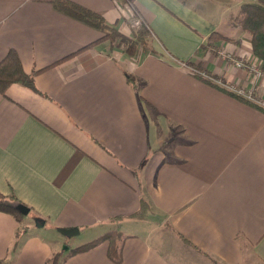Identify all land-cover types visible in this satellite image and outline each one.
Returning a JSON list of instances; mask_svg holds the SVG:
<instances>
[{"label": "crops", "instance_id": "obj_1", "mask_svg": "<svg viewBox=\"0 0 264 264\" xmlns=\"http://www.w3.org/2000/svg\"><path fill=\"white\" fill-rule=\"evenodd\" d=\"M51 1L0 0V60L13 49L39 71L37 91L0 94V193L30 210L0 212V264H264V108L218 88L252 86L223 54L260 63L232 21L255 0H67L127 38L140 19L151 51L131 55L87 47L102 34ZM58 228L79 244L60 250ZM108 231L124 237L118 263L106 241L72 251Z\"/></svg>", "mask_w": 264, "mask_h": 264}, {"label": "trees", "instance_id": "obj_2", "mask_svg": "<svg viewBox=\"0 0 264 264\" xmlns=\"http://www.w3.org/2000/svg\"><path fill=\"white\" fill-rule=\"evenodd\" d=\"M52 8L58 13L69 17L89 28L101 33L102 36L94 43H91L87 47L108 40L110 44L118 45L122 48L127 55L135 53L138 49L141 51H151L149 41L151 35L145 25L141 22L139 28L133 32L131 38H127L121 35L113 26L106 24L104 18L89 9H86L76 3H72L67 0H53L51 1ZM232 21L238 25L241 31L248 37L251 52L254 58L260 62V70L264 73V0H255L243 2L239 5L237 11L232 16ZM220 40H227L230 42L234 39L227 38L215 33L210 35ZM39 71L27 73L22 68V64L17 52L13 49H9L5 56L0 60V94L3 95L8 86L12 84H18L32 91H37L34 85V76ZM124 76L130 85L136 87L135 78L133 75L124 72ZM207 83L214 85L210 81L205 80ZM216 86V85H214ZM218 87V86H216ZM223 91L228 92L231 96L240 99L243 102L249 103L258 108V106L252 104L242 97L235 95L233 92L227 91L222 87H218ZM141 201V200H140ZM19 203L13 195H2L0 193V212L7 213L12 216L16 221L20 222L24 217L18 212L14 205ZM147 204L145 201L140 202V209L132 216L135 218H142L145 216L147 210ZM30 211V210H29ZM124 237L120 232L108 231L89 242L83 243L74 249L73 252H83L91 249L97 244L106 241L108 243L107 255L115 263L120 261V247ZM17 244V241L14 242ZM60 253L53 254L47 261L48 264H58V258ZM215 264H218L214 261Z\"/></svg>", "mask_w": 264, "mask_h": 264}, {"label": "built area", "instance_id": "obj_3", "mask_svg": "<svg viewBox=\"0 0 264 264\" xmlns=\"http://www.w3.org/2000/svg\"><path fill=\"white\" fill-rule=\"evenodd\" d=\"M141 24V20L140 19H133L132 21V27L134 28H139ZM230 61H234L233 63L235 64L236 67H239V68H243V69H246V72L248 74V79L251 81L252 83V86L250 88H246L244 86H239L238 88H234V87H227L228 89H230L235 95L239 96V97H242L248 101H251L253 103H256L260 106H262L264 108V100L262 99H259V98H255L253 96V88H254V85L256 84V81L259 80L260 78L264 77V73L260 70V63L256 64V63H250V64H246L244 63L243 61H237L235 59H231L229 58ZM192 72H197L198 74L202 75L203 77L207 78L208 80H211L213 81L214 83L216 84H219L220 81H216V80H213L212 77H208V75H205L204 73L202 72H199L197 70H195L194 68L191 69ZM221 84V83H220Z\"/></svg>", "mask_w": 264, "mask_h": 264}, {"label": "rangeland", "instance_id": "obj_4", "mask_svg": "<svg viewBox=\"0 0 264 264\" xmlns=\"http://www.w3.org/2000/svg\"><path fill=\"white\" fill-rule=\"evenodd\" d=\"M134 29H138L137 28H134ZM125 47V46H122V48ZM224 52V51H223ZM223 58L226 59V61L230 64V66H232L233 68H236V69H243V68H239V67H236L235 64L229 60V58L231 59H235L237 61H243L244 62V59L243 57H240V56H236V55H233L231 53H228V52H224L223 54ZM248 75V74H247ZM57 233V232H55ZM60 236L62 237V239H64V243L61 245L60 247V250H64L65 248H68V245L66 244V242L68 241L69 243V246L72 245V244H79V241L81 240V237L79 235H73V236H70V237H67V236H63L60 234ZM214 262V261H213Z\"/></svg>", "mask_w": 264, "mask_h": 264}, {"label": "water", "instance_id": "obj_5", "mask_svg": "<svg viewBox=\"0 0 264 264\" xmlns=\"http://www.w3.org/2000/svg\"><path fill=\"white\" fill-rule=\"evenodd\" d=\"M14 208L20 212L22 215H27L29 213V209L28 207L24 206L21 203H17L14 205ZM35 225L37 227H41L43 225V223H38L37 221L35 222ZM57 231L59 233H61L63 236H73L76 235L78 233V229L77 228H69V229H63V228H58Z\"/></svg>", "mask_w": 264, "mask_h": 264}]
</instances>
